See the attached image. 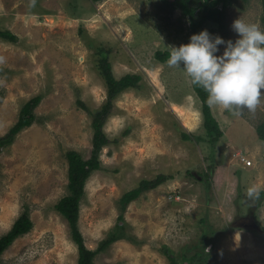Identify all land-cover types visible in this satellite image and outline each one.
Listing matches in <instances>:
<instances>
[{
	"label": "rangeland",
	"instance_id": "obj_1",
	"mask_svg": "<svg viewBox=\"0 0 264 264\" xmlns=\"http://www.w3.org/2000/svg\"><path fill=\"white\" fill-rule=\"evenodd\" d=\"M172 1L0 0V30L17 37L0 38V140L22 107L41 96L34 123L1 147L0 238L25 212L33 227L0 264L78 262V245L56 205L70 193L67 153L92 155L93 117L80 103L95 112L107 101L100 50L117 79H142L113 101L104 125L110 143L80 201L78 229L87 249L97 251L94 264H170L167 252L181 262L183 250L190 259L200 254L191 264H264V141L255 130L264 97L240 115L211 105L223 131L211 144L190 78L156 57L192 35L189 17ZM203 14L195 9L196 19ZM263 16V0H236L222 26L205 21L202 28L234 41L235 19L263 30ZM183 131L201 140L185 141ZM158 175L167 180L122 210L126 192ZM253 185L260 194L248 198ZM117 224L128 237L103 246Z\"/></svg>",
	"mask_w": 264,
	"mask_h": 264
},
{
	"label": "trees",
	"instance_id": "obj_2",
	"mask_svg": "<svg viewBox=\"0 0 264 264\" xmlns=\"http://www.w3.org/2000/svg\"><path fill=\"white\" fill-rule=\"evenodd\" d=\"M94 2L102 0H92ZM236 0H173L172 6L183 10L184 15L189 17L190 26L192 28V35L198 34L203 30L202 25L205 21H211L218 26H222L226 17V9L233 4ZM243 3H247L249 0H241ZM264 2V0H263ZM194 5H197L194 7ZM220 5L222 6L220 8ZM204 8L205 14L201 18L196 19L195 9ZM264 25V16H263ZM264 30V29H263ZM0 38L16 42L17 37L10 31L0 30ZM101 51V59L99 61V71L102 74L108 89L107 101L104 106L95 112H91L88 107L83 103L80 105L93 117L92 126L94 129L93 135V150L92 155L88 160H84L82 155L75 151H69L67 153L68 159V179H69V195L62 198L56 205V209L62 214L68 221L72 236L76 244L78 245L79 258L77 264H94L93 258L97 251H91L83 243L82 235L78 229V221L80 215V201L84 195V188L87 180L90 178L93 172L101 168L100 163V152L103 147L108 145L109 139L104 133V125L107 118L110 115V111L113 107V101L124 91L128 89H138L141 81V76L136 74H127L120 79H117L113 75L112 67L108 59V55L105 51ZM170 51L157 52L156 57L161 62L168 60ZM192 88L197 94L202 105V114L204 119V129L206 134L211 141V144L215 145L220 141L223 136V131L216 118L212 114L211 105L207 103V93L200 87L192 84ZM41 96H36L29 100L21 109L19 119L17 123L10 129L9 133L0 140V152L1 147L10 143L15 136L20 133L23 129L30 127L36 120L34 114L35 108L40 104ZM258 138L264 141V120L257 125L255 128ZM201 137H195L188 132H182V139L185 141H200ZM167 180L166 175H158L153 180H142L139 186L132 189L124 194L121 198L122 210L135 199H137L142 192L157 187L159 184ZM122 220V217H120ZM33 223L27 212L23 213L14 223L11 230L2 238H0V255L13 243V241L24 234L31 231ZM128 236L125 233L124 225L117 224L113 233H111L106 240H104L103 246H108L118 240L126 239ZM202 238H208L205 233ZM208 241V240H207ZM212 241V240H210ZM213 242V241H212ZM102 246V247H103ZM167 257L170 264H185L194 263L200 254L196 253L194 256L189 258L186 254V250L182 251L181 262L178 261L177 256ZM190 260V261H189ZM201 263V262H200Z\"/></svg>",
	"mask_w": 264,
	"mask_h": 264
},
{
	"label": "clouds",
	"instance_id": "obj_3",
	"mask_svg": "<svg viewBox=\"0 0 264 264\" xmlns=\"http://www.w3.org/2000/svg\"><path fill=\"white\" fill-rule=\"evenodd\" d=\"M231 28L237 34L234 41L204 29L188 43L169 47L167 63L202 88L209 105L240 115L245 109L254 111L264 97V30L240 17ZM219 46H224L222 54ZM260 191L253 185L246 195L255 198Z\"/></svg>",
	"mask_w": 264,
	"mask_h": 264
},
{
	"label": "built area",
	"instance_id": "obj_4",
	"mask_svg": "<svg viewBox=\"0 0 264 264\" xmlns=\"http://www.w3.org/2000/svg\"><path fill=\"white\" fill-rule=\"evenodd\" d=\"M246 163H247V165H250V162L249 161H247Z\"/></svg>",
	"mask_w": 264,
	"mask_h": 264
},
{
	"label": "water",
	"instance_id": "obj_5",
	"mask_svg": "<svg viewBox=\"0 0 264 264\" xmlns=\"http://www.w3.org/2000/svg\"><path fill=\"white\" fill-rule=\"evenodd\" d=\"M255 228H258V225H254Z\"/></svg>",
	"mask_w": 264,
	"mask_h": 264
}]
</instances>
